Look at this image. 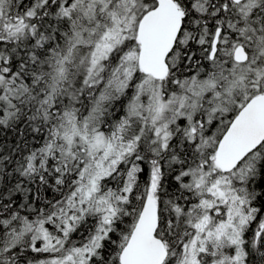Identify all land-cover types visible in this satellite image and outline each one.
<instances>
[{
	"label": "snow or ice",
	"instance_id": "snow-or-ice-1",
	"mask_svg": "<svg viewBox=\"0 0 264 264\" xmlns=\"http://www.w3.org/2000/svg\"><path fill=\"white\" fill-rule=\"evenodd\" d=\"M0 264H264V0H0Z\"/></svg>",
	"mask_w": 264,
	"mask_h": 264
}]
</instances>
